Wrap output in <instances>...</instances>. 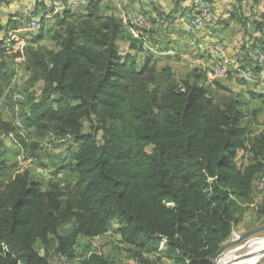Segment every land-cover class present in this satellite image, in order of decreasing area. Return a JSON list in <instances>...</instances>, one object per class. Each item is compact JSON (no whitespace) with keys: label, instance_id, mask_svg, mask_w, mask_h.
<instances>
[{"label":"trees","instance_id":"obj_1","mask_svg":"<svg viewBox=\"0 0 264 264\" xmlns=\"http://www.w3.org/2000/svg\"><path fill=\"white\" fill-rule=\"evenodd\" d=\"M44 1L33 12L44 10L37 34L18 48L27 82L37 85L21 91L20 115L38 138L28 144L0 110V264H49L50 252L72 259L79 237L103 235L112 223L139 261L163 247L175 264H211L264 172V128L253 133L259 112L250 108L263 95L220 94L218 79L199 67L178 77L151 54L138 61L144 41L103 11L104 0H58V11ZM80 6L78 15L67 9ZM48 11L56 13L51 47L36 45ZM254 22L261 31L264 21ZM8 41L0 40V69ZM3 134L25 151L53 135L69 156L55 171L64 177L45 184L29 170L11 174ZM239 150L250 155L244 167ZM252 207L264 216V199ZM94 260L107 264L95 255L85 262Z\"/></svg>","mask_w":264,"mask_h":264},{"label":"rangeland","instance_id":"obj_2","mask_svg":"<svg viewBox=\"0 0 264 264\" xmlns=\"http://www.w3.org/2000/svg\"><path fill=\"white\" fill-rule=\"evenodd\" d=\"M51 1L52 0H49L50 4ZM199 1L198 0H127V1L104 0L102 3V8L105 13H109V14L111 13L121 18L123 24L132 33V35L144 41L143 48L144 50H146L147 47L146 45H149V35L151 37L158 36V38L165 37V34L168 33V27L164 28V26L165 25L168 26L170 22L171 24L175 23V21H177V15H179V13L181 14V11H178L177 13L174 11L175 8L178 7L177 5L178 4L185 5L188 3L189 4L188 7L183 11V14H185L186 16L184 18V22H185L184 33L186 34L187 39L190 37L193 38L191 39V42L193 40L194 45L197 48H199V47H204V45L199 37V34L196 33L197 31H195V33H190L188 30H186V23L189 21L188 20L189 18L192 19L195 16ZM246 1L247 0H245V3H242L243 9H241L240 12H238V10L236 9V5H238L237 0H204V2L208 3V5L210 6L211 11L212 9L213 11H216L218 17L219 15L222 14V12L224 14H227L228 15L227 17H229L230 24L222 23L218 28L219 29L218 32L224 34L223 38L221 37V39H223L224 41L225 40L232 41V39L235 38L237 45L239 43L241 45V43L243 42L242 47H246L249 53L252 52L253 58L249 61L248 58L250 57L247 54L248 52L246 53L247 54L246 58L243 59H240L239 55L235 56L234 58L236 61V63H234L235 66L229 64V69L231 73L235 72L236 76L222 75L219 78H212L211 75L213 74L215 68H213L212 70H210L209 68L208 69L201 67L199 68L207 72L210 81L218 79L219 83L223 87L222 89L219 90L220 94H224V93L229 94L236 92L245 93L251 90L263 95V97L259 98L258 100H252L250 102V108H256L258 109L259 112L257 116L256 124L253 125V133H257L259 130L264 128V63H260L256 61L257 51L264 50V33H263L264 24L260 31L255 28L256 23L254 21L255 20L256 22L264 21V17L262 14L264 12V0H256V1L252 0V4H250L248 8ZM11 2L13 4V6H11V9L16 13V15H18L16 17H13L14 19L13 21H15L16 25H14L15 27L5 26L7 25L6 24L7 17L6 15L2 14V18L0 19V23L2 24L0 25L2 26V30H0V35H2V37L0 39H2L3 41L8 36L9 41L7 42L6 46L9 49L12 48L10 50L12 53L11 52L8 53L15 54L17 51L14 52L13 50L17 49V45L21 46L22 44H26L28 42L25 39V32L22 27L27 24V22L29 21L28 18H34V19L40 18L44 10L40 9L38 14H34L33 12L36 10V7L33 5V0H11ZM23 6H26L27 8L24 7L25 8L24 10H20V8ZM84 6H80L77 8H67V9L74 12V15H78V14H82L81 12H84ZM214 6H216V8ZM154 7H158L159 11L162 13V15L157 14L156 21H153V18L150 16L151 10L154 9ZM246 8L248 9L250 15L248 14L246 16L245 14H243ZM7 11L11 12V10L8 9ZM159 11L156 10V12ZM140 12L145 15L146 20L141 27H137L135 25H132L135 20L133 18L136 16L137 13ZM234 12L236 17L240 16V19L239 18L237 19L234 16L233 14ZM54 14L56 13L54 12L52 14L51 11H48L46 14L43 15L44 18L50 21L49 22L50 24L47 25V29L49 28V30H46L45 35L40 41L37 42L36 45L47 46V47H51L53 45L49 40V32L50 29H52L50 27H52L51 21H52V16ZM168 14H172V16L167 17L166 15ZM212 18L214 20L213 16ZM207 25L202 28L203 29L207 28ZM19 27H20V32H22L21 35L18 34V32H15ZM209 29L211 28H207L204 31H207ZM209 32L206 34H210V33L212 34V32L210 33ZM34 33L31 34L32 36L30 35L29 39H32ZM17 39L22 40V42H18L16 44L15 42L18 41ZM154 40L156 41V38ZM246 43L248 44L247 46ZM120 44L122 47H125V42H120ZM136 54H137L136 55L137 60L140 61L144 55L148 54V52L143 51V52H137ZM186 57L188 58L187 61L181 59L159 58L157 60V66L164 67L165 65H169L174 69L175 74L178 77H182L185 76L187 72L194 67L195 62L193 63V61L194 60L196 61V59L200 58L198 57V54L195 55L192 54L189 56L186 55ZM21 60L22 59L20 56H16L15 58L12 57V59L8 60L6 64L1 66L2 68L0 69V110L2 111L3 118L6 121L11 122L14 126H16L18 130L21 131V133L26 137L27 143L29 144L31 141L36 140L38 137L36 134H33V138L29 137L30 134H28V128H26L25 124L23 123V117L20 115L19 103L22 100V97H24L25 95H20V93L21 91L25 92L27 89L36 92L37 85L36 84L31 85L30 82H27L28 75L27 72L23 69V66L20 64ZM228 63H230V61ZM41 140L42 141L40 145H42V147L44 148L33 149V150L29 148L28 151H25L24 148L20 146V144L12 134L2 135V142L5 146L4 158L6 159V162L9 165V172L11 174L29 170L35 178L40 179L45 184L49 178L57 179L64 177L62 173H55L56 167L59 165V163H62L60 161L65 160L67 162L69 157L68 154L62 148V146H60L62 142L56 139L53 135H49V134L46 135L45 138H42ZM31 152L33 153V155L30 154ZM245 152L242 150L238 151V154L236 156V163L238 167H244L250 161V155L246 154ZM263 199H264V172L258 174L255 177L252 183V191L250 196L251 205L250 206L248 205L246 207L241 218L238 220L236 224L233 225L232 234L227 242L235 240L237 238L238 240L235 244L225 247L222 251L223 254L228 253L231 249L243 244L250 238L260 237V239H252L250 241H260L264 238V229L259 232L253 233L245 238H239L241 234L249 230L255 229L260 226H264V216L258 219L256 216V211H255L256 209L255 207H252L253 204L260 203ZM116 227H117L116 224L112 223L108 232L103 235L92 238L79 237L77 239V243L75 246L76 257L72 259H68L57 253L50 252L48 257L49 264H87L85 261L91 255H95L99 258L103 257L104 259L107 260V264H175L174 260L164 256L165 253L163 247L161 248L163 252L150 251L144 254V257L147 260H149V262L139 261L138 258L133 256V252L129 250L131 245H127L125 242L121 240V236L116 232ZM260 247L261 245L259 246V248ZM36 249L40 253H42V248L40 245H36ZM249 252H253L251 246L245 248L234 257L241 258ZM95 261L96 260H94L92 264H97ZM252 263L264 264V250L258 252L256 258L250 264ZM88 264L91 263L89 262Z\"/></svg>","mask_w":264,"mask_h":264},{"label":"crops","instance_id":"obj_3","mask_svg":"<svg viewBox=\"0 0 264 264\" xmlns=\"http://www.w3.org/2000/svg\"><path fill=\"white\" fill-rule=\"evenodd\" d=\"M237 1H238V5H236V9L238 10V12H240V10L243 9L242 3H245V0H237ZM44 2H45L44 6H46V7L48 6V8H49V5H50L49 0L48 1L45 0ZM80 2H82V0L77 1V5H79ZM134 4H135V2H134ZM246 4H247V8H248L249 5L252 4V0H247ZM22 5H23V3H22ZM33 5L37 8L42 7L40 0H33ZM188 5H189L188 3L185 5H183V4L177 5L178 7H176L174 11L176 13L178 11H181V14L179 13V15H177V21H175L176 24L175 23L171 24V22H170L168 26H166V25H165L166 27L164 26V28L168 27V33L165 34V37L158 38V36L157 37L154 36L156 38V41H155L154 40L155 38L151 37L148 34L149 35V45L151 47H153V49L151 50L150 46L145 44L147 47H146V50H144V51H147L148 54H151L156 59V62L159 58L181 59V60L187 61L188 58L186 57V55L189 56L192 54L193 55L198 54V57H200V58L196 59V61L195 60L193 61V63L195 62L194 67L197 66V67H201V68H205V69L209 68L210 70H212L214 67L216 68L218 66L219 67L229 66V64L235 58V56H238V55H239L240 59H243V58H246V56L248 54L250 57V58L247 57L249 59V61L253 58V53L252 52L249 53L248 49L246 47H242L243 42L241 43V45H240V43L237 45L235 38L232 39V41H230V40L224 41L223 39H221V37L223 38L224 34H221L220 32H218L219 31L218 28H219L220 24H222V23H226V24L229 23L230 24V20H229V17H227L228 15L224 14L223 12L218 17L216 14V11H213V9H212V13L213 12L215 13V16L213 13L214 22L207 25V28H211V29L204 31L207 28H205V29L202 28L196 32L197 34H199V37H200L204 47L197 48L195 45L190 44L191 37H190V39L189 38L187 39L186 34L184 33L185 32L184 18L186 16H185V14H183V11L188 7ZM11 6H13L12 2H10L9 4H3L0 6V19L2 18V14L6 15L7 20L10 16L11 17L18 16L11 9ZM15 6H17V5H15ZM76 6H73V7H76ZM237 6H239L240 9ZM19 7H20V5H19ZM24 7L27 8L26 6H23L20 8V10H24L25 9ZM214 7L216 8V6H214ZM247 8H246V10H244L245 13L243 12V14H245L246 16L248 14L250 15ZM7 9L11 10V12L7 11ZM156 10L159 11L158 7H154V9H152L151 13H150L151 14L150 16L153 18V21L157 20V17H156L157 14L162 15V13L160 11L156 12ZM166 16L170 17V16H172V14H168ZM145 20H146V17H145ZM177 24H178V26H177ZM0 25H2V24L0 23ZM186 25H187V23H186ZM0 30H2V26H0ZM209 31L212 32V34ZM15 32H18V34H20V35L22 34V32H20V27ZM208 32L210 34H206ZM36 33L33 34L32 39H29L28 42L26 43V45L33 41ZM1 37H2V35H0V38ZM0 40H2V39H0ZM5 40H3L4 43H5ZM247 45L248 44L246 43V46ZM3 48H4V45H3ZM16 56H20L23 59L22 61H20L21 62L20 64L23 66V64H24L23 63L24 62L23 50L22 51L17 50V52L15 54H11V55L5 53V51H4L2 58L5 62H7L8 60L12 59V57L15 58ZM229 61H230V63L228 64ZM230 65L234 66L233 64H230ZM229 75L230 76H236V73L235 72L231 73V71L229 70V73L227 74V76H229ZM246 154H248V153H246Z\"/></svg>","mask_w":264,"mask_h":264},{"label":"bare ground","instance_id":"obj_4","mask_svg":"<svg viewBox=\"0 0 264 264\" xmlns=\"http://www.w3.org/2000/svg\"><path fill=\"white\" fill-rule=\"evenodd\" d=\"M124 1H127V0H124ZM199 1V0H198ZM73 2H75V5H72ZM54 7L55 9L58 11L60 8H61V5H60V2L58 0H54ZM70 3L72 6H76L77 5V0H70ZM59 4V5H58ZM198 4H201V12H204V13H212L211 9H210V6L208 5V3L204 2V0H200ZM63 7V6H62ZM138 15H141L143 17V20H145V16L142 14V13H137ZM136 14V15H137ZM42 15V14H41ZM125 15V14H124ZM212 14H209V22L212 23V21L214 22L213 18H212ZM29 17V16H28ZM127 18V17H126ZM133 19L134 22L132 25H135L137 27H141L142 25L139 24V19L135 16ZM28 22L27 24H31L33 23V31H31V28H27L26 26H23L22 28L24 29V32H25V39H29L30 35L36 31H38L39 29V21L38 19H34V18H28ZM122 20V19H121ZM123 22V21H122ZM206 22V14H198L196 13L195 16L192 18V19H189V21L187 22V25H186V30H188L190 33H195V31H198L200 28L202 27H205L206 25H204ZM145 27V26H144ZM190 39V38H189ZM193 39V38H191ZM191 39H190V44L194 45L193 43V40L191 42ZM18 40V39H17ZM18 42H22V40H18L16 41L15 43L17 44ZM14 43V44H15ZM13 45V44H12ZM150 46V45H149ZM20 47V45H17V49L13 50L14 52H16L18 50V48ZM156 48V47H155ZM217 48V47H216ZM150 49L152 50L153 47L150 46ZM211 50V49H210ZM11 52V51H9ZM12 53V52H11ZM257 57V56H256ZM257 62H260V63H264V56H261V59L260 58H257L256 59ZM236 63L235 59H233L231 61L230 64H233ZM229 64V63H228ZM235 66V65H234ZM215 68V67H214ZM229 66L227 67H216L215 70L213 71V74L211 75L212 78H219L220 76H227V74L229 73ZM261 70V69H260ZM255 81V80H254ZM18 97V96H17ZM6 109V108H5ZM250 245H248L247 247L245 248H248L249 246L252 247V254L247 258V259H244V260H247V261H244L243 264H247L248 263H251L254 261V259L256 258L257 254L259 251L263 250L264 249V238L260 241H250ZM261 245V247L259 248V246ZM234 260V256L233 254L231 253H224L222 254V257L221 259L218 261V264H231V262ZM237 264V263H236Z\"/></svg>","mask_w":264,"mask_h":264},{"label":"water","instance_id":"obj_5","mask_svg":"<svg viewBox=\"0 0 264 264\" xmlns=\"http://www.w3.org/2000/svg\"><path fill=\"white\" fill-rule=\"evenodd\" d=\"M264 229V226H260V227H257L255 229H252V230H249L243 234L240 235L239 238H245L253 233H256V232H259L261 230ZM252 239H260V237H254V238H250L249 240H247L246 242H244L243 244L231 249L229 251V253L233 254V256L237 255L238 253H240L242 250L245 249V247H247L248 245H250V240ZM238 238L235 239V240H232V241H229L227 243H224L222 246H220V248L218 249V251L216 252V254L214 255L213 259H212V264H218V261L221 259L222 257V251L225 247L229 246V245H232V244H235L237 242ZM264 250V249H263ZM252 252H249L247 253L246 255H244L243 257H239V258H235L234 257V260L231 262V264H243L244 261H247V260H244V259H247L251 254ZM226 254V253H225ZM247 264H250L247 262ZM253 264V263H252Z\"/></svg>","mask_w":264,"mask_h":264},{"label":"built area","instance_id":"obj_6","mask_svg":"<svg viewBox=\"0 0 264 264\" xmlns=\"http://www.w3.org/2000/svg\"><path fill=\"white\" fill-rule=\"evenodd\" d=\"M77 1H80V0H77ZM72 5H75V2H73V4ZM198 8H197V11H196V13H198V14H206V22H205V24L207 25V24H210V22H209V14H212V13H204V12H201V4H198V6H197ZM136 17L139 19V24H141V25H143V23L145 22V20H143V17L141 16V15H136ZM204 24V25H205ZM27 28H31V31H33V23H31V24H26L25 25ZM29 39H27V41H28ZM24 42H26V41H24ZM12 48H10L9 50H11ZM264 50H262V51H257V53H256V56H257V58H260L261 59V56H264Z\"/></svg>","mask_w":264,"mask_h":264}]
</instances>
